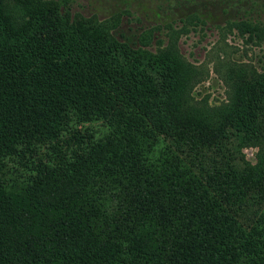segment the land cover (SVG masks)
Segmentation results:
<instances>
[{"label":"trees","instance_id":"1","mask_svg":"<svg viewBox=\"0 0 264 264\" xmlns=\"http://www.w3.org/2000/svg\"><path fill=\"white\" fill-rule=\"evenodd\" d=\"M118 26L0 0V264H264V71Z\"/></svg>","mask_w":264,"mask_h":264},{"label":"rangeland","instance_id":"2","mask_svg":"<svg viewBox=\"0 0 264 264\" xmlns=\"http://www.w3.org/2000/svg\"><path fill=\"white\" fill-rule=\"evenodd\" d=\"M74 14L97 16L100 20L118 18L115 33L136 38L146 29H154L150 46L157 49V40L167 41V27L187 26L179 38L182 53L193 64L202 67L205 81L195 89L199 99L209 95V100L225 98V86L218 78L215 61L221 58L247 62L264 71V37L251 38L226 24L254 21L264 27V0H69ZM193 19V24L186 23ZM196 21H199L198 23ZM247 158L256 162V147L244 149Z\"/></svg>","mask_w":264,"mask_h":264}]
</instances>
